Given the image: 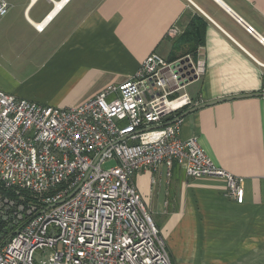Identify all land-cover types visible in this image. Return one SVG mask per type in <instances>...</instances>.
Masks as SVG:
<instances>
[{"label":"crops","instance_id":"1","mask_svg":"<svg viewBox=\"0 0 264 264\" xmlns=\"http://www.w3.org/2000/svg\"><path fill=\"white\" fill-rule=\"evenodd\" d=\"M9 1L0 18V89L17 97L76 107L133 76L151 52L174 59L197 42L207 70L188 89L193 98L264 92V0ZM172 27L178 33L169 36ZM180 135H196L218 166L242 177L244 199L223 179L192 178L178 165L170 176L164 168L136 172L144 204L165 216L173 264H264V96L191 112Z\"/></svg>","mask_w":264,"mask_h":264},{"label":"built area","instance_id":"2","mask_svg":"<svg viewBox=\"0 0 264 264\" xmlns=\"http://www.w3.org/2000/svg\"><path fill=\"white\" fill-rule=\"evenodd\" d=\"M10 5L0 0V18ZM206 70L199 49L175 59L153 51L133 76L76 107L0 89V181L11 191L0 190V264H173L133 181L140 170L170 176L178 165L192 178H220L242 202L244 179L218 166L196 135H180L179 113L202 102L188 88Z\"/></svg>","mask_w":264,"mask_h":264},{"label":"water","instance_id":"3","mask_svg":"<svg viewBox=\"0 0 264 264\" xmlns=\"http://www.w3.org/2000/svg\"><path fill=\"white\" fill-rule=\"evenodd\" d=\"M253 96H264V92H250V93L233 94V95L223 96V97L216 98L213 100L201 102L198 105L187 108L183 113H181L178 116V118H183L185 115H187L191 112L197 111L203 107L209 106V105H213V104L220 103L223 101H228V100H233V99H238V98H245V97H253Z\"/></svg>","mask_w":264,"mask_h":264},{"label":"rangeland","instance_id":"4","mask_svg":"<svg viewBox=\"0 0 264 264\" xmlns=\"http://www.w3.org/2000/svg\"><path fill=\"white\" fill-rule=\"evenodd\" d=\"M195 86H196V84H192L191 86H189V90H191V89H195ZM114 164V162L113 161H108V162H105L102 166L104 167V168H108V167H110V166H112ZM133 179H135V175H134V177H133ZM147 208V210L149 211V213L151 214V216H152V218H153V220L155 221V223L157 224V226L160 228V231L162 232V234H163V231H162V228H161V225H162V221H163V219H164V215L162 214V213H152L151 212V210H150V208H148V207H146ZM164 237V236H163ZM165 239V242H166V245H167V240H166V238H164ZM48 253H46L45 255H39V253L38 252H36V254H35V256L37 257V258H45L46 257V255H47Z\"/></svg>","mask_w":264,"mask_h":264},{"label":"trees","instance_id":"5","mask_svg":"<svg viewBox=\"0 0 264 264\" xmlns=\"http://www.w3.org/2000/svg\"><path fill=\"white\" fill-rule=\"evenodd\" d=\"M198 47H199V42H197L195 45H192L191 49H190L189 51H187L186 53H188V52L196 53L197 50H198ZM186 53H185V54H186ZM174 59H175V58H174ZM179 114H180V113H179ZM0 190H2V191L5 192V193H9V194H11V191H6L4 185L2 184L1 181H0ZM2 232H3V224H2V222L0 221V233H2Z\"/></svg>","mask_w":264,"mask_h":264},{"label":"bare ground","instance_id":"6","mask_svg":"<svg viewBox=\"0 0 264 264\" xmlns=\"http://www.w3.org/2000/svg\"><path fill=\"white\" fill-rule=\"evenodd\" d=\"M60 4H61V3H60ZM60 4H59V5H60Z\"/></svg>","mask_w":264,"mask_h":264}]
</instances>
